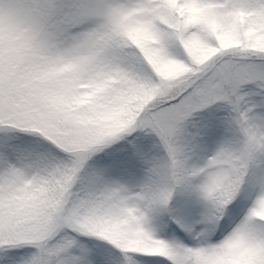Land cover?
<instances>
[{
	"label": "snow or ice",
	"instance_id": "6c2138e0",
	"mask_svg": "<svg viewBox=\"0 0 264 264\" xmlns=\"http://www.w3.org/2000/svg\"><path fill=\"white\" fill-rule=\"evenodd\" d=\"M0 264H264V0H0Z\"/></svg>",
	"mask_w": 264,
	"mask_h": 264
}]
</instances>
